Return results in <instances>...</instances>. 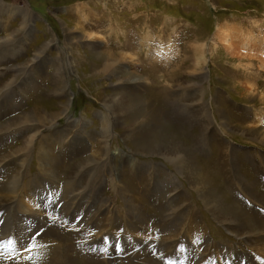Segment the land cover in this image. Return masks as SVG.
Segmentation results:
<instances>
[{"label":"bare ground","instance_id":"bare-ground-1","mask_svg":"<svg viewBox=\"0 0 264 264\" xmlns=\"http://www.w3.org/2000/svg\"><path fill=\"white\" fill-rule=\"evenodd\" d=\"M85 4L76 5L68 12L74 15L73 17L78 19L82 26L90 21L91 17L88 13H93L90 9V5L93 3L90 1L87 3L88 5ZM95 6L98 7L97 4ZM3 11V15L7 17H13L19 13L20 18L26 20L31 18V14L29 15L25 6L6 8ZM30 22L28 20L22 24L30 26ZM110 29L112 32L118 30L116 26L112 25H110ZM153 37L151 29L148 28L144 44L151 50ZM122 38L124 39L125 36ZM133 38L129 36V40ZM216 39L218 44L223 46L234 59L244 61L247 57L256 58L257 54L252 52L264 53V49H259L262 40L256 42L250 32L242 33L237 27L228 23L217 26ZM91 40L106 41L97 33L89 35V41ZM193 49L197 64L200 65L204 59L202 46L199 43L194 45ZM2 52L3 54L0 56L7 53L5 48ZM150 52L147 49L146 58L150 57ZM41 53H46V48ZM133 61L131 55L119 53L116 59V55L113 53L103 61L102 66L106 71L115 69L114 75L117 76L126 73L123 69L124 64ZM57 64H59L57 69L61 71L62 75L61 64ZM118 65L120 66L118 67ZM261 68L263 70L264 65ZM18 71L21 73V70ZM127 76H131V74L129 73ZM29 78L31 84L35 82V78L34 80L30 76ZM249 84L250 90L255 91L254 84ZM10 89L9 86L0 89V97L4 93H11L10 96L7 95L6 100L0 101V119L4 115L11 114L12 110L14 113L20 112V114L7 121L1 122L2 120H0V180L2 181L0 182V264H13L16 261L9 258H17V255L22 256V254L27 256L28 252L33 249V252L39 256L38 264H107L105 260L94 261L91 258L89 260V257L86 258L87 256L83 257V252L77 250L78 245L86 246L92 251L95 250L98 256V253L102 252V248L113 246L108 250L115 252L117 256L123 254L126 259H135L137 262L139 260L138 264H150L146 257L151 256L152 253L155 261H164L168 264L177 263L181 254L184 262L182 264H188L187 261L192 259L195 252L197 264H219L220 254L217 251L221 246L226 247L224 252L222 251L224 253L223 262L226 260L232 264H257L261 260L260 256L264 258V224H261L264 221L263 177L261 176V180L255 177L247 182L246 178L243 179L244 174L239 171V162H236L232 167L233 175L226 171L231 178L228 180L225 171L220 173L219 166L209 169L208 164H203V161L207 160L218 162V152L216 158L213 157L215 151L211 147L214 145L213 135L215 134L210 136L206 131L212 125V119L216 116H223L222 110L217 111L216 116L209 115V109L201 102H197V106L190 103L188 104L193 106H187L181 102L182 100H176L175 94L155 93L154 89L150 90L155 98L154 105H151L146 99H140L139 93L124 94L126 97L118 101L117 104L115 102L107 104V108L112 115L114 114L115 124L111 120L108 121L111 115L108 116V119L104 114L98 115L100 120L98 134L102 138L98 141L100 144L98 152L100 154L104 152L106 160L100 162L96 160V157L87 156L80 158L78 165H73L69 160L71 153H65V149L60 151L61 147H56L58 140H65L68 133L63 131L50 135L43 134L40 126L47 120L43 116L38 117L37 114L42 109L34 110L31 113L24 110L23 105L27 97L22 93V88L15 89L17 93L10 92ZM159 101H162L163 105L156 112V103L158 106ZM148 105H151V108H148ZM162 108L168 110L166 116H164L166 111L161 110ZM64 109L67 110L66 104L61 106L58 114L51 115L50 121L56 119ZM166 117H169L172 122L187 127L188 132L179 134L178 130L171 126L173 124L171 121L167 123L163 120ZM86 119L84 117L81 122L71 125V127H76V132L79 134H73L70 138L84 139L85 145L89 136L88 126L90 124ZM112 123L116 127L119 123L123 125L122 134L127 133L125 140L133 141L134 147L136 143L137 150H134V155L143 157L138 159L135 165H133V161L129 162L131 159L128 157L123 161L129 164L128 170L131 172L128 174L131 177L134 178L136 171H140L141 173H138L140 177L145 178L142 189L145 194H152L149 202L142 199L139 189L133 186L132 181L129 182L124 172H119L118 181L111 173L116 169L112 152L109 151L116 144L109 132L114 129ZM140 124H147V126L139 129ZM161 131L163 132L160 133ZM223 134L219 135V139L216 137V142L219 144L216 149L220 150L221 148L222 152L225 149V134ZM60 144L61 142L58 146ZM129 151L134 153L133 150L129 149ZM195 151H200L201 156L194 155V158L190 156ZM152 157L162 158L170 165L168 181L172 185L171 187H166L162 181L159 164L152 162L154 161L151 160ZM188 157H192V159L190 160ZM198 163L202 167L201 171L196 167ZM69 165L70 169L67 170ZM105 168L106 171H104ZM133 168L138 170L132 171ZM64 174L66 175L64 176ZM106 174L109 175V178H105ZM181 180H186L189 189L181 184ZM148 181L153 183L149 184ZM241 183H246V201L240 200L237 196L232 198V202L225 195L221 196V199L218 198L222 194L221 185L227 192L229 187L236 189ZM107 189L110 191L109 196L104 194ZM170 190L173 193L167 202L165 214L160 218L159 226H152V233L149 223L152 222L154 225L158 216L154 213L155 210L157 211L154 207L158 202L160 203V198L162 199L165 194L170 193ZM2 191L5 193L2 194ZM193 193L196 194V199L199 201L198 205L192 200ZM199 203L202 206H199ZM148 206L152 211L150 213L146 212ZM96 207L98 210L92 214L90 219L92 224L86 223L85 218L92 213V208ZM118 207H120L119 210H117ZM70 209H74L75 213L70 215L68 213ZM82 209H87L86 215ZM107 209H109L108 212ZM121 209L125 212H121ZM203 211L209 212L210 214H207L213 217L217 223L227 226L226 230L230 235L237 238L242 236L240 246L238 248L228 246L229 238L222 236L220 229H216L213 225L210 232L208 227L210 220L208 216L203 217ZM55 213L61 219L67 217V221L64 222L65 230L61 232V236H58L57 231H52L58 223L50 231H46L44 228L51 215L54 220ZM101 213L106 215L104 226L99 219ZM121 213L124 214L123 222L120 221ZM66 234H70V238ZM194 235L198 236L196 249L193 248ZM52 237L56 238L52 240ZM244 239L248 244L243 242ZM148 242L152 243L154 248L153 246L148 248L147 244L143 248V252L136 250L137 244L142 245ZM118 245L121 250L117 249ZM252 249L263 255L252 253ZM160 255H163L164 258L161 259ZM26 256L20 257L19 260L27 259ZM24 262L28 264L26 261ZM24 262L21 264H25Z\"/></svg>","mask_w":264,"mask_h":264},{"label":"rangeland","instance_id":"rangeland-1","mask_svg":"<svg viewBox=\"0 0 264 264\" xmlns=\"http://www.w3.org/2000/svg\"><path fill=\"white\" fill-rule=\"evenodd\" d=\"M90 1L93 3L89 4L93 13H88L91 17L88 21L90 24L87 22V25L84 24L83 27L79 20L68 12L76 5L82 3L88 5L87 3ZM96 4L98 7L95 6ZM16 6H25L29 15L31 14V18L27 20L20 18L19 13L13 17L3 15L4 9ZM0 8H2L0 13V54H3L1 51L4 48L7 51L5 55L0 56V89L9 86L10 92L17 93L15 89L22 88V93L27 97L23 105L24 110L31 113L34 110L42 109L37 114L38 117L43 116L47 120L40 126L43 134L50 135L63 131L68 133L65 140H58L56 147H61L60 151L65 149V153H71L69 160L73 165H78L80 158L87 156L96 157V160L100 162L106 160L105 153L98 152L100 148L98 141L102 139L98 134L100 132L98 115L104 114L107 119L111 115L108 121H116L114 114L112 115L107 108V104L111 102L117 104L118 101L126 97L124 94L135 92L139 93L140 99H146L151 105H154L155 98L150 91L154 89L155 93L175 94L176 100H182L181 102L187 106L188 103L197 106V102H201L209 109V115L216 116L222 110L223 116H216L212 119V125L206 131L210 136L215 134L213 135L214 145L211 147L215 151L213 157L216 158L218 152V162L207 160L201 163L208 164L209 169L219 166L220 173L225 171L228 180H231L226 171L233 175L232 167L234 163L239 162V171L244 174L243 179L246 178L247 182H250L255 177L261 180L262 176L264 181V69L261 68L264 65V53L252 52L257 54L256 58L247 57L244 61L234 59L223 46L218 44L216 39L217 26L228 23L237 27L242 33L250 32L256 42L262 40L259 49L263 50L264 0H0ZM28 20L31 21L30 26L22 24ZM110 25L116 26L117 32H112ZM148 28L151 29V35L154 36V41L151 39L152 50L145 47L144 44ZM94 33L101 35L107 42L89 41V35ZM122 36L125 38L123 39ZM129 36L134 38L129 40ZM199 43L204 56L200 65L197 64L193 49L194 45ZM45 48L46 53H41ZM147 49L151 51L149 58H146ZM113 53L116 55V59L119 53L133 57L132 63L124 64L123 69L126 73L123 72V75L115 76V69H109V71L103 69V61ZM57 63L61 64L62 75L61 71L57 69V65L59 66ZM18 70H21L22 74ZM129 73L131 76H127ZM29 76L33 80L35 78L34 83L31 84ZM249 83L254 84L255 91L250 90ZM7 95L10 96L11 93H4L0 97V101L6 100ZM158 103L160 104L157 106L156 103V112L163 105L162 101ZM64 104H66L67 110L64 109L56 119L50 121L51 115L58 114ZM151 105L147 107L151 108ZM165 111L164 116L167 115L168 110ZM10 113L4 115L0 119L1 122L20 114V112L14 113L13 110ZM84 117L90 122L86 145L84 139H70L73 134H79L76 132V127H71V125L81 122ZM163 120L167 123L168 121L172 122L169 117ZM172 123L171 126L178 130L179 134L188 132V128L183 127L180 123ZM122 126L119 123L116 127L112 123L114 129L109 131L111 137L116 141L113 148L111 147L112 149L109 150L112 152L111 155L116 165L115 171L113 170L111 173L118 181L119 172H124L129 182L132 181L133 186L139 189L142 199L149 202L152 194L147 195L142 189L145 178L140 177L138 173L141 172L136 171L138 170L136 168L132 169L137 172L136 176L131 177L128 174L131 172L128 170L129 164L123 161L128 157L131 159L129 162L133 161V165H135L138 159L143 157L134 155L137 150L136 143L134 147L133 141L125 140L127 133L122 134ZM146 126L147 124H140L139 129ZM223 132L225 134L224 152L221 148L220 150L216 149L219 146L216 137L219 139V135H222ZM75 137L77 136L75 135ZM59 142L61 144L58 146ZM129 149L134 153H131ZM194 155L201 156V152L195 151L190 154L193 158ZM192 157L188 158L191 160ZM151 160L159 164L162 181L166 187H171L172 185L168 181L170 165L159 157H152ZM196 167L201 171L202 167L199 163ZM69 169L70 165L67 167V170ZM105 178H109V175L106 174ZM185 181L181 180V184L189 189ZM0 182L2 181L0 180ZM225 182L227 181L225 180ZM225 182L223 183L225 184ZM147 183L152 184L153 182L148 181ZM245 184L241 183L236 189L229 187L227 192L221 185L222 194L218 198L221 199V196L225 195L232 202V198L237 196L240 200L246 201ZM262 186L264 188V185ZM169 192L162 199L160 198V203L158 202L154 207L157 209L154 213L158 216L154 225L152 222L149 223L152 233V226H159V220L165 214L167 202L173 191ZM4 193L5 191H2V194ZM104 194L109 196L110 191L107 189ZM114 197L112 198L115 199L116 197ZM192 200L198 205L199 201L196 199L195 193L192 195ZM199 206L202 205L199 203ZM119 209L120 207L117 210ZM97 210V207L92 208V213L85 218L86 223L92 224L91 216ZM86 211L87 209H82L85 215ZM121 212L125 211L121 209ZM146 212H152L149 206ZM68 213L72 215L75 210L70 209ZM207 213L202 212L203 217L208 216L210 220V226H208L210 232L212 225L216 229L219 228L222 236L229 238L228 246L238 248L243 237L237 238L230 235L226 230L227 226L217 223ZM54 216L53 220L51 215L44 228L46 231H50L58 223L55 225L57 228H53L52 231H57L58 236H61V232L65 230L64 222L67 221V217H65L66 220L63 217L61 219L56 213ZM105 216L104 213L99 214L100 223L103 226ZM123 216L124 214L121 213V222H123ZM261 224H264V221ZM66 236L70 238V234H66ZM55 238L52 237V240ZM193 238L195 239L193 248L196 249L198 236L194 235ZM244 240L243 242L247 243L246 239ZM146 245L148 248L151 246L154 248V245L148 242L142 245L137 244L136 250L143 252ZM111 248L113 246L102 248V252L100 251L98 256L95 250L92 251L83 245L77 246L78 252L81 250L83 257L87 256L86 258L89 257V260L90 258L94 261L105 260L107 264H138L139 260L137 262L135 259H126L123 254L117 256L115 252L108 250ZM117 249L121 250L119 245ZM224 249L226 247L221 246L217 251L220 254L219 264H232L230 261H222ZM33 250L29 251L27 256L22 254L26 258L28 257L25 260H19L21 255L9 259L18 261L13 264H21L24 261L28 264H38L39 256ZM36 250L38 251V248ZM251 252L255 251L252 249ZM146 258L150 264H168L164 261H155L153 253ZM160 258L163 259L164 256L160 255ZM196 259L195 252L187 263L197 264ZM260 259L257 264H264V258L260 256ZM182 263L184 262L180 254L177 263L169 264Z\"/></svg>","mask_w":264,"mask_h":264}]
</instances>
